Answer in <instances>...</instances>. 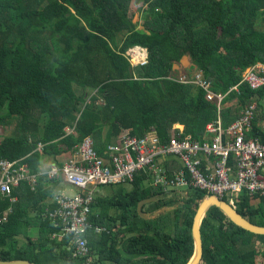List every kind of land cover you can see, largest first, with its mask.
<instances>
[{"label":"trees","instance_id":"16d2710c","mask_svg":"<svg viewBox=\"0 0 264 264\" xmlns=\"http://www.w3.org/2000/svg\"><path fill=\"white\" fill-rule=\"evenodd\" d=\"M131 1L0 0V126L15 121L14 134L0 142V160L21 161L41 174L34 186L14 188L15 202L0 201L1 215L11 209L0 224V261L86 264L73 257L71 235L51 238L61 228L45 213L58 206L54 196L64 179L50 178L51 166L40 170L44 156L73 150L86 136L105 155L122 130L144 136L154 129L166 142L176 123L201 139L217 105L203 88L174 80V64L190 55L191 71L201 70L213 90L224 93L247 67L264 62V0H144L149 7L141 28L130 16ZM135 45L146 47L149 58L133 67L127 53ZM89 90L96 93L91 97ZM253 94L242 84L228 95L225 102H240L224 107L227 124ZM69 124L74 134L67 133ZM176 161L166 162L169 175L180 167ZM151 183L141 171L96 194L86 232L94 259L88 264L188 263L193 218L206 193ZM156 195L144 206L150 216L142 217L139 202ZM167 206L174 207L158 212ZM236 207L264 225V195L241 194ZM96 226L105 229L96 232ZM202 235L200 264H259L264 257V234L238 226L217 206L207 211Z\"/></svg>","mask_w":264,"mask_h":264},{"label":"built area","instance_id":"2783aa9c","mask_svg":"<svg viewBox=\"0 0 264 264\" xmlns=\"http://www.w3.org/2000/svg\"><path fill=\"white\" fill-rule=\"evenodd\" d=\"M137 49H131L130 54ZM143 57L137 63L145 64ZM182 83H192L206 91L209 101L218 105V119L209 122L206 133L195 139L183 130L172 132L169 141L163 142L156 131L144 136L123 131L107 145L105 155L98 154L92 136H86L71 152L65 162H54L46 171L50 178L62 177L64 182L74 186L77 192L69 196L64 191L54 196L58 206L47 209L45 217L61 228L53 234L58 239L63 234L71 235L73 257L92 262L91 249L86 232L90 223L91 203L104 187L132 181L141 171L148 173L155 186L162 185L166 191L172 188L192 186L206 195H216L236 206V197L248 193L264 195V120L260 128L255 122L260 111L264 112V62H257L242 72L240 82L228 91L216 92L212 83L205 79L201 70L185 71L173 77ZM247 84L254 91L251 103L242 115L232 123H226L223 114L226 98L230 93L239 92ZM74 134L75 128L66 129ZM184 134V135H183ZM44 143H38L42 150ZM176 158L180 167L170 170L166 162ZM41 174H33L27 164L21 161L0 160V201L15 202L14 188L22 183H37ZM150 179V178H149ZM101 189V190H100ZM170 193V191H169ZM11 209L1 215L0 224L5 222ZM104 227H95L96 232Z\"/></svg>","mask_w":264,"mask_h":264},{"label":"water","instance_id":"95a60500","mask_svg":"<svg viewBox=\"0 0 264 264\" xmlns=\"http://www.w3.org/2000/svg\"><path fill=\"white\" fill-rule=\"evenodd\" d=\"M160 195L152 196L141 200L138 204V211L144 218L150 215L144 211V206L148 203L156 201ZM212 206H217L223 210L228 218L238 226L251 231L256 234H264V225H259L252 222L250 219L241 214L237 207L232 205L229 201L219 198L216 195L206 196L200 203L193 218L192 223V236L194 240V252L187 264H200L203 259L204 241L202 235V224L207 211ZM159 210L158 212H160ZM0 264H37L29 260H13V261H0Z\"/></svg>","mask_w":264,"mask_h":264},{"label":"crops","instance_id":"0c3cea01","mask_svg":"<svg viewBox=\"0 0 264 264\" xmlns=\"http://www.w3.org/2000/svg\"><path fill=\"white\" fill-rule=\"evenodd\" d=\"M132 47H136L137 48V50L135 51V52H133L132 54H130V53H128V57H129V59H130V61H131V65L134 67V66H136V65H138V64H140V63H137V61H138V57H143L144 59H146L147 61H148V58H149V51H148V49L146 48V47H143V46H141V45H135V46H132ZM132 47H130L129 49H131ZM140 48V49H139ZM129 52V51H128ZM147 63V62H146ZM179 64V65H178ZM193 68H195V66H193V62H192V59H191V57H190V55H185V56H183L182 57V59L179 61V63H175L174 64V69L176 70V72H175V75H180L181 73H183V72H185V71H191ZM195 71V70H194ZM174 75V76H175ZM173 76V77H174ZM175 80V79H174ZM234 86V85H233ZM232 87V86H231ZM230 87V88H231ZM229 88V89H230ZM213 89V88H212ZM228 89V90H229ZM227 90V91H228ZM89 91H91V97H92V95H93V93H96L95 91H93V90H89ZM234 92V91H233ZM232 92V93H233ZM231 94V93H230ZM207 99V98H206ZM251 100H252V97L248 100V102L246 103V104H244L243 105V107H242V109H241V111L239 112V115L236 117V118H234L231 122H229V123H232V122H234L238 117H240L241 115H242V113H243V111L245 110V108L251 103ZM212 102H214V103H216V101H212ZM239 102H240V98H236V99H232V100H230V101H228V102H225L224 104H227L226 106H224V107H234V106H239ZM86 103H87V101H86ZM85 104V103H84ZM216 105H217V103H216ZM217 108H218V105H217ZM79 116H80V114H78V117L77 118H79ZM218 117H219V115H217V117L216 118H214L213 120H211V121H209V122H212V121H215V120H217L218 119ZM225 117V116H224ZM263 120H264V112L263 111H260L259 112V115H258V117H257V119H256V122H255V128H257V129H259L260 128V123H263ZM208 122V123H209ZM208 123L206 124V126H205V129H204V132H203V135L206 133V127H207V125H208ZM263 125H264V123H263ZM42 126V125H41ZM179 126L180 127H182V129L181 130H183L184 131V125H182V124H180V123H176V124H174V126H173V129H172V131H171V133L172 132H177L176 131V129H178V130H180V128H179ZM70 127H74V126H71L70 124L65 128V129H67V128H70ZM154 129H152V130H150L149 132H147L146 134H149V133H151V131H153ZM180 130V131H181ZM123 131H129V130H122V132ZM154 131H156V130H154ZM263 135H264V132H261ZM145 134V135H146ZM202 135V136H203ZM202 136L200 137V138H202ZM71 152H72V150H67V151H65V152H63V153H61V154H58L57 156H55V157H53V156H50V155H48V156H44L42 159H41V164H40V170L41 171H46V169H48L54 162H58V164H61V163H63V162H65L66 160H68L69 158H70V156H71ZM127 182V181H126ZM121 183H124V182H121ZM64 184H66L65 182H63V183H61L59 186H58V188H57V190H59V192L60 191H64V189H66V186L64 185ZM117 184H119V183H117ZM65 192V191H64ZM9 209V208H8ZM8 209H6V210H4V212L6 213L7 212V210ZM4 214V213H3ZM51 238H52V236H51Z\"/></svg>","mask_w":264,"mask_h":264},{"label":"rangeland","instance_id":"374dc122","mask_svg":"<svg viewBox=\"0 0 264 264\" xmlns=\"http://www.w3.org/2000/svg\"><path fill=\"white\" fill-rule=\"evenodd\" d=\"M148 7H149L148 3H146L144 0H132L130 3V7H129L130 8V16L133 18L134 22L138 23V28L143 27L142 23L144 20V15L146 14L145 11ZM177 63H179V62H177ZM175 77H177V75H175ZM12 123L13 124L9 127L0 126V142L3 140V138L5 136L14 134L15 121H13ZM179 128L181 129L182 127L179 126ZM64 185L66 186V189H64V191L66 192L67 195L74 196L76 194L77 189L74 186L69 185V184H64ZM102 191H103V189H102ZM173 207L167 206L166 208L161 209V212L164 210H167V209L171 210ZM263 260H264L263 256L259 257V264H262ZM93 261H94V259L92 258V262Z\"/></svg>","mask_w":264,"mask_h":264},{"label":"clouds","instance_id":"9594fccd","mask_svg":"<svg viewBox=\"0 0 264 264\" xmlns=\"http://www.w3.org/2000/svg\"><path fill=\"white\" fill-rule=\"evenodd\" d=\"M131 49H137V48H136V47H132ZM131 49H130V50H131ZM139 49H140V48H139ZM130 50H129V51H130ZM128 53H129V52H128ZM206 196H207V195H206ZM208 196H209V195H208Z\"/></svg>","mask_w":264,"mask_h":264}]
</instances>
